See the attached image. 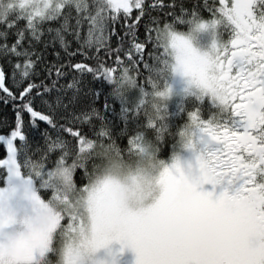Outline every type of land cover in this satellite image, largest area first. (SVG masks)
I'll list each match as a JSON object with an SVG mask.
<instances>
[{"label":"snow or ice","instance_id":"snow-or-ice-1","mask_svg":"<svg viewBox=\"0 0 264 264\" xmlns=\"http://www.w3.org/2000/svg\"><path fill=\"white\" fill-rule=\"evenodd\" d=\"M0 61V264H264V0H0Z\"/></svg>","mask_w":264,"mask_h":264},{"label":"trees","instance_id":"trees-1","mask_svg":"<svg viewBox=\"0 0 264 264\" xmlns=\"http://www.w3.org/2000/svg\"><path fill=\"white\" fill-rule=\"evenodd\" d=\"M177 2L183 3L185 6L190 8L191 5L195 4V3L203 4L204 0H177ZM208 2L211 3L212 0H208ZM177 11H178V9H177ZM202 14L206 18L209 15V13L206 10H203ZM117 27H120V22H117ZM183 30H186V28H184ZM140 32H141V34L143 33V25L141 26ZM74 47H75V45H73V49H74ZM66 62H70V63L84 62V63H89L92 65L95 64L94 60L86 59L85 57H83L79 54H77L74 58L70 57L68 54L64 53L63 50H60V56L59 57L50 55L49 60H48L49 64L58 63V64L63 65ZM0 65H3L2 61H0ZM3 66L5 68H7L6 65H3ZM7 72H8V80L6 82V86H8L12 90H15L14 86L12 85V81H11V69L7 68ZM54 74H55V69H53V75ZM39 79H43V77H39ZM89 79H91V78L89 77ZM35 82H38V80ZM45 82H47V81H45ZM93 87H95V85H93ZM105 88H106V86H105ZM2 95H3L2 90H0V96H2ZM116 107L118 110L119 105L117 104ZM36 110L37 111H43L45 114H48V109L46 107L41 106L39 103L36 104ZM29 119H30L29 115L25 112L24 113V120H25L26 124L29 121ZM36 119H37V122H38L40 128L44 129L46 127V124L42 121H39L38 117ZM14 120H15V117H14V112L12 109V101L9 100L7 105L0 102V121H6L10 124H14ZM61 123H63V121H61ZM4 131H5L4 126L2 124H0V133H3ZM85 131H87L86 128H85Z\"/></svg>","mask_w":264,"mask_h":264},{"label":"rangeland","instance_id":"rangeland-1","mask_svg":"<svg viewBox=\"0 0 264 264\" xmlns=\"http://www.w3.org/2000/svg\"><path fill=\"white\" fill-rule=\"evenodd\" d=\"M211 35L208 32L199 34L195 46L201 50H205L211 42ZM119 264H134V253L130 249H125L119 255Z\"/></svg>","mask_w":264,"mask_h":264}]
</instances>
